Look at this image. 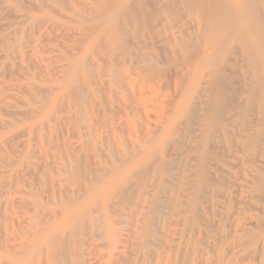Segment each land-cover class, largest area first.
Returning a JSON list of instances; mask_svg holds the SVG:
<instances>
[{
  "label": "rangeland",
  "instance_id": "1",
  "mask_svg": "<svg viewBox=\"0 0 264 264\" xmlns=\"http://www.w3.org/2000/svg\"><path fill=\"white\" fill-rule=\"evenodd\" d=\"M58 1L1 3L38 21L47 14L51 22L32 25L0 11V40L23 43V62L15 54L5 60L0 46V121L12 124L0 128V264H256L249 254L260 244L253 238L259 234L256 223L264 220L261 195L252 192L258 186L254 177L264 169V72L256 73L262 86L251 88L248 62L238 54L220 80L200 70L194 100L178 115L183 94H190L182 82L194 67L182 54L187 47L176 45L179 55H169V43L159 41L180 33L190 48L197 43L192 39L197 24L205 21L198 22V11L176 16L160 35L146 19V11L154 9L153 18L158 7L142 0L131 8L142 31L133 35L130 52L158 56L164 48L163 72L149 73L133 56L104 66L100 51L90 58L95 67L76 75L88 91L81 93V113L73 91L52 89L62 68L86 46L76 45L82 28L71 25L70 17L91 0ZM44 2L56 10H46ZM259 49L251 48L262 55ZM19 64L26 69L18 71ZM28 84L45 94L24 93L20 87ZM35 102L43 105L42 120L9 114L39 106ZM40 124L45 126L38 130ZM246 128L255 135L248 137L252 132ZM125 157L129 160L117 164ZM46 241L49 246L42 247Z\"/></svg>",
  "mask_w": 264,
  "mask_h": 264
},
{
  "label": "bare ground",
  "instance_id": "2",
  "mask_svg": "<svg viewBox=\"0 0 264 264\" xmlns=\"http://www.w3.org/2000/svg\"><path fill=\"white\" fill-rule=\"evenodd\" d=\"M3 1L4 0H0V11L3 12L5 14V16L8 15V16L12 17L13 19H15V21H19V20L23 21L25 19V21H28L32 25L42 23V22H49V23L51 22V20L48 19L47 14L43 15V18H46L47 20L41 19L40 21H38L34 17H25L22 15H19L16 13V10L13 7L2 6L1 3ZM44 1H47V0H44ZM150 1L151 0H149V2ZM141 2H142V0H91V3L89 4V6L86 9L85 8H84V10H77L76 9L71 14L72 15L70 17L71 18L70 21L72 23L71 25H74V26L78 25L82 28V33L78 34V42L80 45L79 44H76V45L77 46L86 45V46H84L86 48H84V47H83L84 49L80 48V50H83L81 53V56H79V57L77 56V58L73 57L70 60V62L65 67L62 68V70L59 73L60 76L58 77V79L56 81V87L52 90L53 91H55V90L60 91V89H61V91H62V90H64L62 88L66 87V88L70 89L71 92L73 91V96H74V100H75L74 102L77 103V105H75V106L76 107L79 106V110H81V113L84 111V108L80 109V106H83L84 102H85L84 97L81 93L84 91V93L88 94V91H86L84 89L83 83H81V80L78 81L76 79V75L78 77L79 72H81V73L85 72L86 67H91V68H92V66L95 67V65L90 64V58L94 55L97 56V54H99L100 51H103L102 55L104 53L103 61H105V62L102 63V65L106 64L107 62H111L112 64H116V65H118L121 62H129V59H130L129 57L133 56L135 58L136 57L139 58L142 62H144L147 65V71L149 73H152L154 75H160L163 72L162 64L165 63L164 61H166V54L164 52V50H165L164 48L160 49L161 55H158L160 57L156 56L153 53L139 57L137 54H133L130 52V49H133V46L135 45L133 43V39H134L133 35H138V33L140 31H142V30H140V25L137 22L138 18H137V16L134 17L135 12L134 13L131 12V8H133L136 5L141 4ZM147 2H148V0H147ZM169 2L174 4L173 13L171 12L172 10L168 9V6H169L168 3ZM196 2H197L196 0H153L152 1V7L153 8L155 6L158 7L157 8L158 10L157 11L155 10V12H157L156 16L155 17L153 16V18H151L152 13H153L152 11L154 9L151 10V14L146 11L147 16L145 15L146 19L148 18V21L151 22L150 26L153 27L152 30H154V32H155V29H156L157 33L160 35L166 33V30L168 27L167 25L172 20H175L176 16H178V17L184 16V15H187V16L190 15L191 16L192 13H197V11H198L200 14V19L198 18L199 19L198 22L200 23L202 20L205 21V23L203 22V25L197 24V27L194 30V35H193L192 39H193V41H197V43L195 42V44L190 45V42L189 43L186 42V44L190 45V48L188 46H186L185 44H183L182 39L179 37L180 33H176L175 35H172V38L170 41H164V40L159 41V39H158V41L161 43H163V42L169 43V47L167 49V53L169 55H176L175 54L176 50H174L175 49L174 46H176V45H178L180 47L182 46L184 49H185V47H187V51L184 52V50H183L182 54L185 53V55H186L185 56L186 64H188L190 66L192 65L194 67V69L192 68L193 69L192 73L189 72L192 74V76L188 75L187 80L183 79L185 82L183 81L182 83H184L185 86L188 87L190 94L189 93H186V95L183 94L184 96L182 97V99L180 101V106L177 107V111L174 109V112L176 111L178 115L182 112H185L184 108L186 106H188V104L194 100V98H193V94H194L193 92L194 91L193 90H194L195 86L197 85V83L199 82V79H200L198 72L200 70H203V69L208 70L209 73H207V75H206L207 77L209 74L210 79H212L214 81L217 79L220 80V78H222L221 77L222 73L225 72L227 67L229 66V63L231 62V59H232L231 56L233 54H238L240 57L247 60L248 64L245 68L249 72V80H248V82L250 83L249 86H251V88L252 87L254 88L255 85H257V84L259 87H260V84L262 86V81H259L260 77L258 78L256 73H257V71H263L264 72V53L262 54L263 56L261 55L260 52L254 53V51L251 50V48L256 49V51H257V49L260 48V49H263V52H264V7L259 4L260 2L258 0H199L198 1V2H200L199 4ZM58 3L60 4V0L58 1ZM43 8H45L46 10H51V11L56 10L55 5H52L49 3L45 4V2L43 5ZM80 8H82V7H80ZM175 12L177 13V15ZM179 13H181V14H179ZM139 14H143V13L139 12ZM144 14H145V12H144ZM149 14H150V16H149ZM199 14H197V15H199ZM201 18H202V20H201ZM170 25H172V24H170ZM16 27H18V25H16ZM180 30H181V27H180ZM16 32H18V31H16ZM20 34H21V32H18L17 36L19 37ZM74 36H76V34H74ZM22 44L23 43L21 42V40L18 39L13 43V45H8L5 42V38H2L0 40V46L3 48L1 53L3 54V57L5 58V60H7L9 57L11 60V56L15 54L17 56V59L19 60V62H23V58H22L20 51H19ZM151 46H153V45H151ZM74 48H75V46H74ZM67 49H69V48H67ZM260 49H259V51H260ZM67 52L70 53L69 51H67ZM176 53L179 55L178 52H176ZM64 59H65V57H64ZM17 66H18V68H17L18 71L26 69L25 67H23L20 64ZM116 76L117 75H115V77ZM263 82H264V80H263ZM218 84H219V82H218ZM215 87H217V86H215ZM20 88L23 89L24 93L27 92L28 94H30L31 92L36 91V90L40 94H45V92H46V91L40 89L39 87L35 86L34 84H28V85L22 86ZM180 88H182V87H180ZM256 92H258V91H256ZM42 96H44V95H42ZM69 96H71V95H69ZM64 97H65V95H64ZM44 100L43 101L41 100V101L44 103ZM39 102H35V104L38 105ZM102 103H103V101H102ZM40 104H41V102H40ZM40 104H39V106H37L33 109H28V110L21 112V113L20 112L16 113L15 111H10L11 107H6L5 109H8L10 111V113H9L10 115L11 114L15 115V116L28 115V116H31L33 118L34 115H36L35 117H37L39 115V113L41 111H43V109H42L43 105H40ZM106 106H108V105H106ZM174 107H175V105H174ZM205 108H206V106H205ZM169 114H170V112H169ZM191 114H193V111H191ZM205 115H206V113H205ZM41 116L43 118V115H41ZM41 116H40V118H41ZM77 116H78L77 117L78 119H81V118L84 119L83 114L81 116L78 114ZM42 118L40 120H42ZM37 119H39V117H37ZM243 120H244V118H243ZM262 121H264V120L262 119ZM224 123H225V121H224ZM224 123H222V124H224ZM254 123L255 122L252 123V127H253ZM258 124H260L259 121H258ZM262 124H264V123H262ZM6 126L12 127V124L5 122V121H0V128H4ZM43 126H45V124L44 125L40 124V126L37 127L38 130L43 129ZM255 126L253 128H255ZM77 127H79L78 124H77ZM6 129H7V127H6ZM246 129H248V128H246ZM250 129L251 128H249L248 130H250ZM53 130H54V128L52 129V131ZM0 131H1V129H0ZM163 131H165V129ZM253 132L255 133V130H253ZM253 132H252V134H248V137H249V135L250 136L253 135ZM220 135H221V132H220ZM263 136H262V138H263ZM15 138H16V135H15ZM240 148H242V147H239L238 149L240 150ZM0 152H1V150H0ZM137 153L139 154V152H137ZM178 156H179V154H178ZM22 157L25 158L24 156H22ZM126 157L123 158L122 160L118 159L121 162H119L117 160L119 162L117 164L124 163L127 160H129ZM155 157L157 159V156H155ZM158 160H159V157H158ZM158 160H155L154 162H157ZM127 163H130V162H127ZM158 164H161V163H158ZM165 164H164V167H167V166H165ZM262 164H264V162H262ZM115 166L121 167L122 165H115ZM130 166H132V165L130 164ZM153 166H151V167H153ZM110 167L111 166L109 164V168ZM113 168H115V167H113ZM115 169L118 170L117 168H115ZM115 169H112V170L114 171ZM104 170H105V168H104ZM108 171H109V169H108ZM261 172L262 173L258 172L259 175H256V177L251 176L250 179L252 180L251 185H254L256 182H258V186L252 192H255L256 194L258 193L259 195H261L258 198L261 200V202L263 201L262 203H264V198H263V196H264V178L261 177L264 175V169H262ZM107 173H109V172H107ZM153 173H154V171H153ZM139 174L141 175L142 172H140ZM260 174H263V175H260ZM101 176H103V175L101 174ZM81 177H83V176H81ZM252 177H254V180L256 182L252 179ZM250 179H248V181H250ZM247 184H250V182L249 183L247 182ZM203 185L205 186L204 183H203ZM122 192L126 193L125 190ZM196 211H198V210L196 209ZM261 213L264 214V207H263ZM196 215L198 216V214H196ZM260 219H258L259 221H257V223H256L257 224V230L259 231V234L253 236V238L257 239V241H259L260 244H258V246L256 245L257 247H255V249L252 248V250L253 249L254 250L252 251L251 254L248 253L250 255V257L251 256L253 257V261L256 264H264V220H262V218H260ZM99 221H101V219H99ZM191 224H192V222H191ZM254 224L255 223H253V224L251 223V226L252 225L254 226ZM251 228H250V231H252ZM252 229H254V228H252ZM247 231H249V230L247 229ZM52 237H54V236H52ZM53 240H52V242H53ZM40 241L38 243H41ZM47 241L49 242V240H47ZM47 241L45 243H42V247H43V244L47 243ZM52 242H50V243L52 244ZM46 245H48V243ZM21 247H22V245H21ZM36 248L39 249L41 247L37 246ZM40 250H42V249H40ZM55 255H53V256H55ZM56 262H58V261H56Z\"/></svg>",
  "mask_w": 264,
  "mask_h": 264
}]
</instances>
